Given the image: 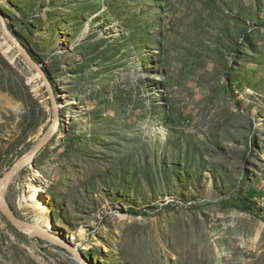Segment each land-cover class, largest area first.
Listing matches in <instances>:
<instances>
[{"label":"rangeland","instance_id":"374dc122","mask_svg":"<svg viewBox=\"0 0 264 264\" xmlns=\"http://www.w3.org/2000/svg\"><path fill=\"white\" fill-rule=\"evenodd\" d=\"M37 66L0 264H264V0H0V187Z\"/></svg>","mask_w":264,"mask_h":264},{"label":"water","instance_id":"95a60500","mask_svg":"<svg viewBox=\"0 0 264 264\" xmlns=\"http://www.w3.org/2000/svg\"><path fill=\"white\" fill-rule=\"evenodd\" d=\"M38 70H40L45 78L46 84L48 86V90L51 96V100H52V105L54 108V123L51 127V129L48 131V133L42 138V140H40V142L31 150L30 154L22 161H19L18 163H16L14 166H12L7 173L4 175L3 177V182H2V186L0 187V205L2 207V209L4 210V212L6 213V215L8 216L9 220L20 230L23 232H26L27 234L31 235V236H44V237H48V238H52V239H57L59 242H61L60 239L56 238L55 236H53L52 234L43 231L41 229H29L27 227H25L16 217L14 211L12 210V208L9 206L8 202L6 201L5 198V193L6 190L8 188V186L10 185L11 181L13 180V178L16 176V174L22 170L26 165L30 164L31 162L34 161V158L37 156V154L41 151V149L52 139V137L55 135V133L57 132V130L60 127L61 124V115L59 112V108H58V100L57 99H61V103L63 102L64 104V98L62 96L61 93H54L53 88H52V80L50 78H48L46 72L44 70H42L40 67H38ZM62 243V242H61ZM65 245V244H64ZM69 246L70 249L73 250L72 246Z\"/></svg>","mask_w":264,"mask_h":264},{"label":"bare ground","instance_id":"6f19581e","mask_svg":"<svg viewBox=\"0 0 264 264\" xmlns=\"http://www.w3.org/2000/svg\"><path fill=\"white\" fill-rule=\"evenodd\" d=\"M35 178V176H34ZM33 180V178H31ZM30 197L29 200L32 202V205H34L36 208L40 210L41 213H45L48 209L49 199L48 195L45 193V190L38 184H30ZM47 224H44V226H47L48 228H53L51 221H46ZM22 223V222H21ZM25 227L33 230L37 229L36 226H30L22 223ZM54 230V229H53Z\"/></svg>","mask_w":264,"mask_h":264},{"label":"trees","instance_id":"16d2710c","mask_svg":"<svg viewBox=\"0 0 264 264\" xmlns=\"http://www.w3.org/2000/svg\"><path fill=\"white\" fill-rule=\"evenodd\" d=\"M233 81H234V83H236V85L239 84V80L236 79L235 77L233 78ZM173 122H175V121H173ZM178 122H182V121L178 120ZM254 143H255V141H254ZM256 193H257V190L252 188L246 193V195L250 196L251 198H253ZM237 201L239 203L240 208L243 209V210H251L255 206L253 200L252 199H248L246 197H238ZM134 213L137 214V212H134Z\"/></svg>","mask_w":264,"mask_h":264}]
</instances>
